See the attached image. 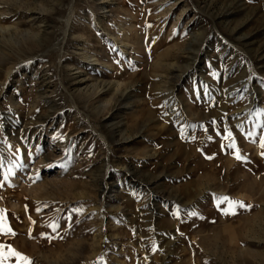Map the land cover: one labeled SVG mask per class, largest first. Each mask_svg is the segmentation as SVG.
Masks as SVG:
<instances>
[{"label": "rangeland", "instance_id": "rangeland-1", "mask_svg": "<svg viewBox=\"0 0 264 264\" xmlns=\"http://www.w3.org/2000/svg\"><path fill=\"white\" fill-rule=\"evenodd\" d=\"M0 31V250L264 264V0H0Z\"/></svg>", "mask_w": 264, "mask_h": 264}, {"label": "snow or ice", "instance_id": "snow-or-ice-1", "mask_svg": "<svg viewBox=\"0 0 264 264\" xmlns=\"http://www.w3.org/2000/svg\"><path fill=\"white\" fill-rule=\"evenodd\" d=\"M229 135H231V133H229ZM262 147H264V144H262ZM237 158L239 159L240 157L237 156ZM223 201H228L231 204L232 208L230 210L232 211V214H235L234 208L237 204H239V206L241 207H244L242 202L231 201L230 198H227V197L223 198L221 202ZM225 214H228V213L226 212ZM53 227H55V225H53ZM11 231H12L11 228L5 222V218L3 216H0V232L10 233ZM9 255L17 257L18 260L23 261V264H32L30 258L17 252L15 249H10L8 253H4L2 250H0V259L6 260Z\"/></svg>", "mask_w": 264, "mask_h": 264}, {"label": "bare ground", "instance_id": "bare-ground-1", "mask_svg": "<svg viewBox=\"0 0 264 264\" xmlns=\"http://www.w3.org/2000/svg\"><path fill=\"white\" fill-rule=\"evenodd\" d=\"M9 29H10V28H9ZM9 29H8V30H9ZM11 29H12V28H11ZM5 31H6V30H5ZM10 31H12V30H10ZM10 31H9V32H10ZM15 31H16V30H15ZM0 32H1V31H0ZM3 33H4V32H3ZM22 33H23V32H22ZM41 33H42V32H41ZM41 33H40V34H41ZM0 34H2V33H0ZM33 35H34V33H33ZM36 35H37V34H36ZM4 36H5V35H4ZM8 36H9V35H8ZM14 36H15V35H14ZM22 36H23V35H22ZM39 37H40V36H39ZM12 39H13V38H12ZM25 39H27V38H25ZM3 41H5V40H3ZM12 42H13V41H12ZM12 42H11V43H12ZM17 42H18V41H17ZM0 44H1V43H0ZM6 45H7V44H6ZM11 71H12V70H11ZM7 73H8V72H7ZM5 80H6V79H5ZM87 87H88V86H87ZM96 94H97V93H96Z\"/></svg>", "mask_w": 264, "mask_h": 264}]
</instances>
